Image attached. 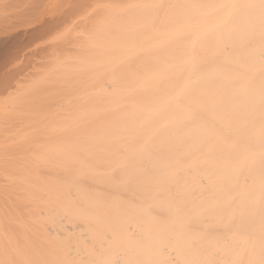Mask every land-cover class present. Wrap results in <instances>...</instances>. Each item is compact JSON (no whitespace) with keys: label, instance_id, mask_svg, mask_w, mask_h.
I'll use <instances>...</instances> for the list:
<instances>
[{"label":"bare ground","instance_id":"1","mask_svg":"<svg viewBox=\"0 0 264 264\" xmlns=\"http://www.w3.org/2000/svg\"><path fill=\"white\" fill-rule=\"evenodd\" d=\"M51 2L0 88V264H264L262 0Z\"/></svg>","mask_w":264,"mask_h":264},{"label":"rangeland","instance_id":"2","mask_svg":"<svg viewBox=\"0 0 264 264\" xmlns=\"http://www.w3.org/2000/svg\"><path fill=\"white\" fill-rule=\"evenodd\" d=\"M52 5L53 3L51 0H0V82L3 83H0V88L2 89L9 84H16L15 87L10 88L8 92L5 93L6 96L4 93L0 95V99H3L4 96V99H6L8 95H10L9 97H11V95H19L17 92L31 83V80L28 78L33 80L39 76L40 69L42 68L39 64H41V60H44L43 57L45 55L44 47H47V42L51 39H48V37H52L53 35H47L46 33L44 36L41 28L47 25V23H52L54 26L58 24L57 27L60 25L59 20H57L58 18L56 19L57 15L53 16V14L56 13H54V11L52 12V10H54ZM53 22L57 24L55 25ZM43 24L44 26H42ZM41 34H43V36ZM33 72L37 75H32ZM1 119L3 118L1 117ZM2 123L4 124H0L1 128H6L9 125L6 121H2ZM18 127L16 126V128ZM8 134L10 133L1 134L0 140L4 143H8ZM36 143L37 140L32 142L33 145ZM18 144L21 143L19 142ZM16 146L25 147L24 144ZM23 147L21 150L25 149ZM3 154H6L5 151ZM20 155L21 154H19V156ZM2 156L5 157L7 155ZM4 160V162H6V160L10 161L8 158ZM2 162L3 160L0 161V165L4 163ZM0 171L2 172L3 170L0 168ZM2 177L4 176L0 177V194L5 196L6 193L8 196L11 193L7 192L10 191L7 181ZM17 191V193L22 192L21 190ZM7 207L8 206L4 204L1 205L0 208L6 210Z\"/></svg>","mask_w":264,"mask_h":264},{"label":"snow or ice","instance_id":"3","mask_svg":"<svg viewBox=\"0 0 264 264\" xmlns=\"http://www.w3.org/2000/svg\"><path fill=\"white\" fill-rule=\"evenodd\" d=\"M262 3H264V0H262ZM220 209V205H217L216 207H208L206 210L211 212V211H216Z\"/></svg>","mask_w":264,"mask_h":264}]
</instances>
